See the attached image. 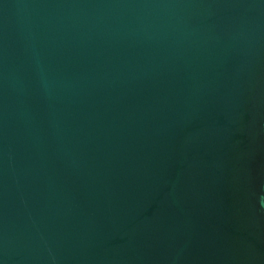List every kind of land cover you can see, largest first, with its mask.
I'll use <instances>...</instances> for the list:
<instances>
[{"label": "water", "instance_id": "95a60500", "mask_svg": "<svg viewBox=\"0 0 264 264\" xmlns=\"http://www.w3.org/2000/svg\"><path fill=\"white\" fill-rule=\"evenodd\" d=\"M0 264H264V0H0Z\"/></svg>", "mask_w": 264, "mask_h": 264}]
</instances>
